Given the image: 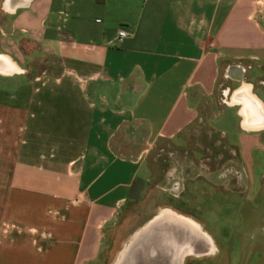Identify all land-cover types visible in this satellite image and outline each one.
<instances>
[{
	"label": "crops",
	"instance_id": "crops-1",
	"mask_svg": "<svg viewBox=\"0 0 264 264\" xmlns=\"http://www.w3.org/2000/svg\"><path fill=\"white\" fill-rule=\"evenodd\" d=\"M252 96L262 127L245 129ZM263 118L264 0H0V264L95 261L151 176L159 200L219 187L200 166L156 171L153 150L203 119L234 132L239 195L258 206Z\"/></svg>",
	"mask_w": 264,
	"mask_h": 264
},
{
	"label": "rangeland",
	"instance_id": "rangeland-1",
	"mask_svg": "<svg viewBox=\"0 0 264 264\" xmlns=\"http://www.w3.org/2000/svg\"><path fill=\"white\" fill-rule=\"evenodd\" d=\"M30 74H34L33 71ZM217 94V101L221 103V89ZM233 121L232 128L237 131V121ZM211 123L212 126L203 119L195 131L184 134V141L162 143L161 147L153 150V156L158 153V161L168 160V164L156 167L159 175L163 174L165 168H175L174 162L178 161L180 167L204 168L202 173L208 171L216 175L223 184L210 188L199 179L186 185L192 198L170 193L159 200L156 196L160 194L156 188L158 176H151L137 197L122 210L117 223L104 233L98 257L89 264H116L118 256L138 231L161 210L169 209L177 213L173 210L176 208L202 222L204 225L201 229L211 239L210 250L203 242L196 241V248L185 257L183 264H264V258L254 259L257 254L252 253L256 243H261L260 252L264 254V199L260 206H256L252 202H245L249 200V195L242 197L230 189L239 187L241 183L238 153L233 147L234 132L228 133L224 140L220 129L215 126L216 122ZM160 148H163L162 153ZM253 197L257 199L260 195Z\"/></svg>",
	"mask_w": 264,
	"mask_h": 264
},
{
	"label": "water",
	"instance_id": "water-1",
	"mask_svg": "<svg viewBox=\"0 0 264 264\" xmlns=\"http://www.w3.org/2000/svg\"><path fill=\"white\" fill-rule=\"evenodd\" d=\"M184 247L196 248V240L187 229L179 225H151L125 253L122 251L119 264H174Z\"/></svg>",
	"mask_w": 264,
	"mask_h": 264
},
{
	"label": "bare ground",
	"instance_id": "bare-ground-1",
	"mask_svg": "<svg viewBox=\"0 0 264 264\" xmlns=\"http://www.w3.org/2000/svg\"><path fill=\"white\" fill-rule=\"evenodd\" d=\"M249 89L248 86L243 85L236 93V96H240L242 94V89ZM252 103L256 106V109L254 110L252 107ZM260 109L259 103L254 99L252 96L251 102L243 103L241 108V116L243 117V123L242 126L245 129H258L262 126H260L257 122L258 119L254 116L253 112ZM264 119V118H263ZM161 224H170V225H179L180 227H184L188 230L189 234L195 238V240L203 242L209 250L211 249V239L210 237L201 229V227L192 221L191 219L184 217L182 215H179L169 209H163L161 210L157 216H155L150 223L145 225L140 231H138L134 237L130 240V242L126 245L123 252L125 253L126 250L130 247L131 244H133L137 239L140 238L144 234V232L151 226V225H161ZM194 250L188 247L181 248L178 252L177 260L174 264H183V261L185 257L191 255ZM123 252L120 253V255L117 258L116 264H119L122 257Z\"/></svg>",
	"mask_w": 264,
	"mask_h": 264
},
{
	"label": "flooded vegetation",
	"instance_id": "flooded-vegetation-1",
	"mask_svg": "<svg viewBox=\"0 0 264 264\" xmlns=\"http://www.w3.org/2000/svg\"><path fill=\"white\" fill-rule=\"evenodd\" d=\"M242 177H241V173H240V181H241V183H240V186L239 187H237V188H235V187H231V189H235L234 191H237V193L238 194H240L241 193V189H242V186H243V184H242V179H241ZM262 232H263V230H262ZM261 232V233H262ZM257 244V246L255 247V251H253L252 253L253 254H257V257H255L254 259H262V258H264L263 256H264V254L262 253V252H260V247H259V245L261 244V243H256ZM252 259V257L250 256V260Z\"/></svg>",
	"mask_w": 264,
	"mask_h": 264
},
{
	"label": "built area",
	"instance_id": "built-area-1",
	"mask_svg": "<svg viewBox=\"0 0 264 264\" xmlns=\"http://www.w3.org/2000/svg\"><path fill=\"white\" fill-rule=\"evenodd\" d=\"M99 22V21H98ZM128 36V33L125 30H119L117 32V35L115 37V40L117 42H121L122 40H124L126 37Z\"/></svg>",
	"mask_w": 264,
	"mask_h": 264
}]
</instances>
